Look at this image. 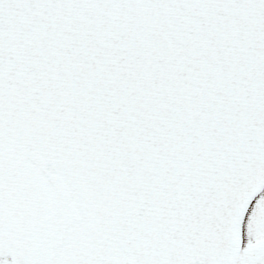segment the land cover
Returning a JSON list of instances; mask_svg holds the SVG:
<instances>
[{
	"label": "snow or ice",
	"instance_id": "6c2138e0",
	"mask_svg": "<svg viewBox=\"0 0 264 264\" xmlns=\"http://www.w3.org/2000/svg\"><path fill=\"white\" fill-rule=\"evenodd\" d=\"M0 264H264V0H0Z\"/></svg>",
	"mask_w": 264,
	"mask_h": 264
}]
</instances>
